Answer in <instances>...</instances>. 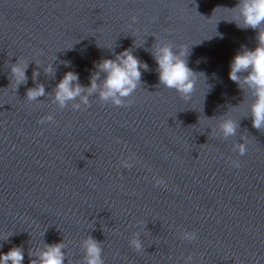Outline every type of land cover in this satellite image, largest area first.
<instances>
[{"label":"water","instance_id":"obj_1","mask_svg":"<svg viewBox=\"0 0 264 264\" xmlns=\"http://www.w3.org/2000/svg\"><path fill=\"white\" fill-rule=\"evenodd\" d=\"M237 3L0 0V252L18 246L32 264L62 242L63 264H87L91 238L102 264H264V127L228 76L258 30L231 19ZM156 41L188 48L189 97L159 83ZM124 49L147 67L117 106L99 95L97 64ZM67 71L82 91L60 104Z\"/></svg>","mask_w":264,"mask_h":264},{"label":"clouds","instance_id":"obj_2","mask_svg":"<svg viewBox=\"0 0 264 264\" xmlns=\"http://www.w3.org/2000/svg\"><path fill=\"white\" fill-rule=\"evenodd\" d=\"M232 20L240 28L257 29L258 43L255 47L244 48L233 54L229 62V78L238 84L247 85L255 99L250 105L253 127L259 129L264 127V0H238L237 5L232 9ZM135 20V17H132ZM175 49V51H174ZM188 48L183 45L175 48L168 42L156 41L154 46V58L158 68L159 83L166 88L174 89L182 98L189 97L194 91L197 76L188 66L186 56ZM97 67L105 73L103 86L99 92L103 100H111L115 105L121 106L127 103L122 97L130 96L137 87L140 79V68L147 67L142 64L128 49L122 50L116 57L103 58ZM15 83L26 79L25 65L21 62L12 66ZM240 73H246L241 76ZM97 74L90 78L89 93L97 89ZM78 75L75 72L67 71L58 81L55 90V98L60 104L67 100L74 99L80 95L82 87L78 83ZM44 95L43 85L30 88L26 91V97L34 100ZM81 100L87 103L86 97ZM47 119H51L48 117ZM225 134H232L235 131V124L232 120L222 122ZM241 155L246 152V146H238ZM233 165L239 167V161L234 160ZM136 248H140L139 241L133 242ZM62 242L48 244L39 254V261L32 264H63ZM87 253V264H102L100 248L91 238L85 241ZM23 252L16 246L7 252H0V264H22Z\"/></svg>","mask_w":264,"mask_h":264}]
</instances>
